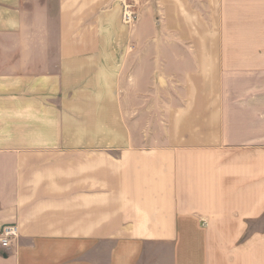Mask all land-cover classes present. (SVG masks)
<instances>
[{
	"label": "crops",
	"instance_id": "0c3cea01",
	"mask_svg": "<svg viewBox=\"0 0 264 264\" xmlns=\"http://www.w3.org/2000/svg\"><path fill=\"white\" fill-rule=\"evenodd\" d=\"M114 6L0 0V264H264V0Z\"/></svg>",
	"mask_w": 264,
	"mask_h": 264
},
{
	"label": "rangeland",
	"instance_id": "374dc122",
	"mask_svg": "<svg viewBox=\"0 0 264 264\" xmlns=\"http://www.w3.org/2000/svg\"><path fill=\"white\" fill-rule=\"evenodd\" d=\"M105 1L106 0H103V2H105ZM151 1L152 0H115V6H114V8H112V10L114 12H116V14H117V16L115 17V21L118 20V23L115 26V30L118 32V29H120V28L121 29L126 28L125 26L129 27V24L125 23V21H124V14H125L124 12L126 11L127 8H128V10H133L135 12L137 11V13H138L140 11L139 9L143 3H147V2H151ZM112 4L113 3L109 2V4L107 5L106 8L109 9ZM140 4H141V6H140ZM109 10H111V9H109ZM137 13H135V14H137ZM107 41H109L110 44H112L114 46H116L117 44L120 45L119 40L116 38L112 39L110 37L109 40H107ZM123 45L129 46V38H127V36H126L125 40L123 41Z\"/></svg>",
	"mask_w": 264,
	"mask_h": 264
},
{
	"label": "built area",
	"instance_id": "2783aa9c",
	"mask_svg": "<svg viewBox=\"0 0 264 264\" xmlns=\"http://www.w3.org/2000/svg\"><path fill=\"white\" fill-rule=\"evenodd\" d=\"M124 21L127 24H133L137 19V14L132 10L126 9L124 12ZM18 236V226L16 224H5L0 228V244L4 248L10 247L12 241Z\"/></svg>",
	"mask_w": 264,
	"mask_h": 264
}]
</instances>
